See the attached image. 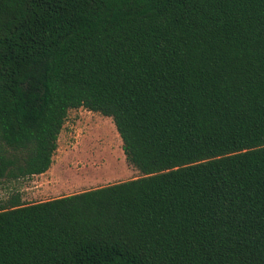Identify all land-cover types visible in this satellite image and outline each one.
<instances>
[{"label": "trees", "instance_id": "obj_1", "mask_svg": "<svg viewBox=\"0 0 264 264\" xmlns=\"http://www.w3.org/2000/svg\"><path fill=\"white\" fill-rule=\"evenodd\" d=\"M140 174L0 203V264H264V0H0V178L68 111Z\"/></svg>", "mask_w": 264, "mask_h": 264}, {"label": "rangeland", "instance_id": "obj_2", "mask_svg": "<svg viewBox=\"0 0 264 264\" xmlns=\"http://www.w3.org/2000/svg\"><path fill=\"white\" fill-rule=\"evenodd\" d=\"M139 174L125 159L112 119L80 107L68 111L47 171L17 179L0 178V203L15 193L24 195L23 202H34Z\"/></svg>", "mask_w": 264, "mask_h": 264}, {"label": "crops", "instance_id": "obj_3", "mask_svg": "<svg viewBox=\"0 0 264 264\" xmlns=\"http://www.w3.org/2000/svg\"><path fill=\"white\" fill-rule=\"evenodd\" d=\"M37 175V174H36ZM20 191H22V189L20 190ZM31 194H33V192H30ZM29 194V193H28ZM67 195V194H66ZM61 196V195H60ZM23 197H24V195L23 194H20V198H21V201H23ZM58 197V196H57ZM54 198V197H53ZM39 201H41V200H39Z\"/></svg>", "mask_w": 264, "mask_h": 264}]
</instances>
